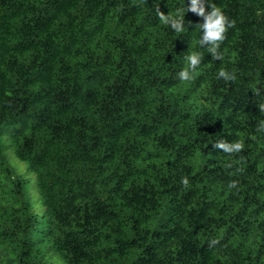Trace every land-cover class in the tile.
<instances>
[{
    "label": "trees",
    "instance_id": "obj_1",
    "mask_svg": "<svg viewBox=\"0 0 264 264\" xmlns=\"http://www.w3.org/2000/svg\"><path fill=\"white\" fill-rule=\"evenodd\" d=\"M189 3L0 0V264H264V0Z\"/></svg>",
    "mask_w": 264,
    "mask_h": 264
},
{
    "label": "clouds",
    "instance_id": "obj_2",
    "mask_svg": "<svg viewBox=\"0 0 264 264\" xmlns=\"http://www.w3.org/2000/svg\"><path fill=\"white\" fill-rule=\"evenodd\" d=\"M205 2L206 0H190L187 8L182 5L180 11L175 16L160 12V17L177 33H181L185 31L183 24L185 11L191 10L197 15L202 16L203 23H200L199 27L203 29V33L201 38H199V44H209V51L215 54L216 47L218 43L224 39L226 26L230 22L228 21L226 14L219 7L210 5L211 10L206 13ZM187 61L188 67L179 74L181 80L185 81L193 79V73L197 69L195 66L199 65L201 61V53L193 51L187 56ZM218 76L223 77L226 80L232 78L231 74L223 69L219 71ZM219 147L224 148L226 152H232L240 149L242 145L240 143H235L232 145L221 144ZM183 183H188L186 178L183 179Z\"/></svg>",
    "mask_w": 264,
    "mask_h": 264
},
{
    "label": "rangeland",
    "instance_id": "obj_3",
    "mask_svg": "<svg viewBox=\"0 0 264 264\" xmlns=\"http://www.w3.org/2000/svg\"><path fill=\"white\" fill-rule=\"evenodd\" d=\"M12 162H14L17 166H19V167H22V165H23V163H21L20 161H18L17 159H16V157H13L12 158ZM40 205V204H39Z\"/></svg>",
    "mask_w": 264,
    "mask_h": 264
}]
</instances>
